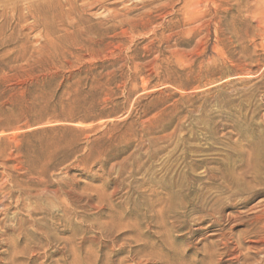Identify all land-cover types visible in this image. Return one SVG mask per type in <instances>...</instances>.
Returning a JSON list of instances; mask_svg holds the SVG:
<instances>
[{
  "label": "rangeland",
  "instance_id": "374dc122",
  "mask_svg": "<svg viewBox=\"0 0 264 264\" xmlns=\"http://www.w3.org/2000/svg\"><path fill=\"white\" fill-rule=\"evenodd\" d=\"M0 264H264V0H0Z\"/></svg>",
  "mask_w": 264,
  "mask_h": 264
},
{
  "label": "bare ground",
  "instance_id": "6f19581e",
  "mask_svg": "<svg viewBox=\"0 0 264 264\" xmlns=\"http://www.w3.org/2000/svg\"><path fill=\"white\" fill-rule=\"evenodd\" d=\"M23 18H24V17H23ZM261 157H262V156H261ZM261 157H260V158H261Z\"/></svg>",
  "mask_w": 264,
  "mask_h": 264
}]
</instances>
